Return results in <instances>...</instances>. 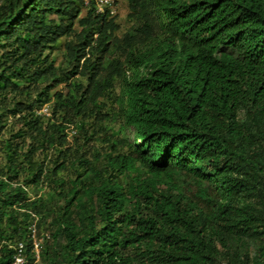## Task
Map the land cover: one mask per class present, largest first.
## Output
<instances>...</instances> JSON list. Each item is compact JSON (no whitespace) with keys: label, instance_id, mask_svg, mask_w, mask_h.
Wrapping results in <instances>:
<instances>
[{"label":"trees","instance_id":"obj_1","mask_svg":"<svg viewBox=\"0 0 264 264\" xmlns=\"http://www.w3.org/2000/svg\"><path fill=\"white\" fill-rule=\"evenodd\" d=\"M0 1V264H264V0Z\"/></svg>","mask_w":264,"mask_h":264},{"label":"built area","instance_id":"obj_2","mask_svg":"<svg viewBox=\"0 0 264 264\" xmlns=\"http://www.w3.org/2000/svg\"><path fill=\"white\" fill-rule=\"evenodd\" d=\"M84 4L87 7L92 5L97 13H107L111 16L117 14L119 8L118 0H84ZM41 111L47 113L48 108L44 107ZM27 237L30 240L28 254L30 259L26 252L25 242L20 241L10 264H37L41 260L43 244L50 238V232L48 230L39 232L37 229V219H34L28 226Z\"/></svg>","mask_w":264,"mask_h":264},{"label":"rangeland","instance_id":"obj_3","mask_svg":"<svg viewBox=\"0 0 264 264\" xmlns=\"http://www.w3.org/2000/svg\"><path fill=\"white\" fill-rule=\"evenodd\" d=\"M118 1H119V9H118V14L119 15L117 17V21L121 25L119 33H122L123 31L128 29L130 25L125 20V15H126V13L128 11L126 0H118Z\"/></svg>","mask_w":264,"mask_h":264},{"label":"clouds","instance_id":"obj_4","mask_svg":"<svg viewBox=\"0 0 264 264\" xmlns=\"http://www.w3.org/2000/svg\"><path fill=\"white\" fill-rule=\"evenodd\" d=\"M85 5V4H84ZM90 6H92V5H90ZM85 7H87V6H85ZM89 7V6H88ZM119 9V8H118ZM118 14V13H117ZM44 107H47L48 108V106H44ZM43 107V108H44ZM41 110H42V108H41ZM41 113H43V114H45V115H49L50 116V111H49V109H48V112L47 113H45V112H42L41 111ZM1 177V176H0ZM34 219H37L38 220V217L36 216V215H34V217H33V219H32V221L34 220ZM49 231V230H48ZM50 232V231H49ZM50 235H51V233H50ZM50 239V238H49ZM48 240V239H47ZM45 243V242H44ZM44 245V244H43ZM43 249V248H42ZM29 259H30V257H28ZM41 260H42V254H41ZM41 260L37 263V264H39L40 262H41Z\"/></svg>","mask_w":264,"mask_h":264}]
</instances>
